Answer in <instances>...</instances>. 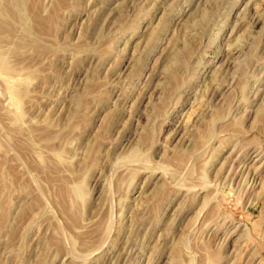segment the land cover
<instances>
[{
    "label": "rangeland",
    "instance_id": "1",
    "mask_svg": "<svg viewBox=\"0 0 264 264\" xmlns=\"http://www.w3.org/2000/svg\"><path fill=\"white\" fill-rule=\"evenodd\" d=\"M8 1L0 264H264V0Z\"/></svg>",
    "mask_w": 264,
    "mask_h": 264
},
{
    "label": "bare ground",
    "instance_id": "2",
    "mask_svg": "<svg viewBox=\"0 0 264 264\" xmlns=\"http://www.w3.org/2000/svg\"><path fill=\"white\" fill-rule=\"evenodd\" d=\"M6 1H8V0H6ZM9 2V1H8Z\"/></svg>",
    "mask_w": 264,
    "mask_h": 264
}]
</instances>
